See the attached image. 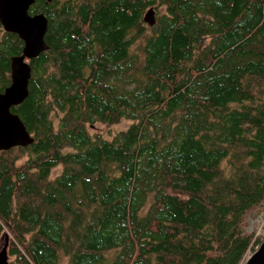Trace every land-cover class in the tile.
<instances>
[{
	"label": "trees",
	"instance_id": "16d2710c",
	"mask_svg": "<svg viewBox=\"0 0 264 264\" xmlns=\"http://www.w3.org/2000/svg\"><path fill=\"white\" fill-rule=\"evenodd\" d=\"M29 13L46 16L49 49L11 110L34 142L0 152L10 264H244L264 241L249 231L264 218V0ZM23 50L0 23V94Z\"/></svg>",
	"mask_w": 264,
	"mask_h": 264
},
{
	"label": "water",
	"instance_id": "95a60500",
	"mask_svg": "<svg viewBox=\"0 0 264 264\" xmlns=\"http://www.w3.org/2000/svg\"><path fill=\"white\" fill-rule=\"evenodd\" d=\"M35 2L0 0V23L4 31L17 35L24 42L23 55L11 61V85L0 94V152L26 148L34 142L20 117L11 110L24 103L29 96L32 76L29 62L49 49L45 40L49 28L46 16H31L29 13ZM144 22L150 27L156 24V11L153 8L145 14ZM9 240L6 234L5 245L0 251V264H10ZM244 264H264V241Z\"/></svg>",
	"mask_w": 264,
	"mask_h": 264
},
{
	"label": "rangeland",
	"instance_id": "374dc122",
	"mask_svg": "<svg viewBox=\"0 0 264 264\" xmlns=\"http://www.w3.org/2000/svg\"><path fill=\"white\" fill-rule=\"evenodd\" d=\"M128 126H129L128 122H124V123H122L120 125L113 126V127H110V128H108L106 126H103V125H100V124H97L93 128H91V132L100 134L103 137H105L107 139H110L116 133H118L121 130L126 129ZM59 172H60V169L56 170L55 173H54V176L57 175ZM260 219H259V221L258 220H256V221L251 220L249 229L252 232V231H254L257 228V234L259 232V229L262 230L263 234H260V235L263 236V238H264V218H262L263 219L262 221ZM4 245H5V241H0V251L4 247Z\"/></svg>",
	"mask_w": 264,
	"mask_h": 264
},
{
	"label": "built area",
	"instance_id": "2783aa9c",
	"mask_svg": "<svg viewBox=\"0 0 264 264\" xmlns=\"http://www.w3.org/2000/svg\"><path fill=\"white\" fill-rule=\"evenodd\" d=\"M260 218H261V219H260ZM260 218H259V219L262 221V220H263V219H262L263 217L261 216ZM259 219H258V221H259ZM249 231H250V229H249ZM258 234H259V235H260V234H263L262 230L259 229ZM250 256H251V255H248V258H249Z\"/></svg>",
	"mask_w": 264,
	"mask_h": 264
}]
</instances>
